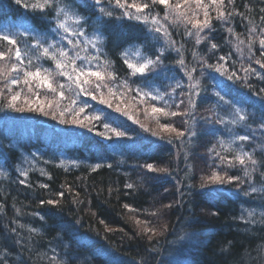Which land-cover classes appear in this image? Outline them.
<instances>
[{
	"label": "trees",
	"instance_id": "obj_1",
	"mask_svg": "<svg viewBox=\"0 0 264 264\" xmlns=\"http://www.w3.org/2000/svg\"><path fill=\"white\" fill-rule=\"evenodd\" d=\"M128 2L131 4L132 0ZM225 3L228 11L235 9L242 14L235 15L232 23L244 41L241 51L236 50L235 37L229 36L226 26L220 23L214 24L211 33L212 42L219 45L214 53L208 51L206 42L195 45L194 38L181 35L183 23L172 33V38L184 45L187 69H197L193 76L199 79L201 94L193 97L196 101L193 108L188 104L187 93L189 84L195 81H189L184 69L176 63L180 58L176 52L166 53L163 68L155 70L158 74H133L123 63L125 58L134 64L141 62V56H154L161 46L140 22L124 18L108 23L103 56L98 62L92 58L96 55L94 50L90 47L85 50L83 43L73 50L67 40L52 32L55 25L39 14L17 5L15 0H0V27L19 26L21 21H27L35 28V39L47 41L45 46L58 41V47H64L70 56L75 57L78 52L81 58L89 57L83 61L77 59L76 66L87 68L91 64L93 71L102 73L101 79L81 77L89 81L83 85L91 93L86 95L59 74L55 61L34 50V39L17 33L19 47L28 52L21 71H7L15 62L14 55L11 60H0V69L6 73L0 75V171L4 173L0 175V261L7 260V264H264V193L246 197L236 189L235 183L199 187L201 178L211 174L213 165L221 174L227 171L229 175L244 179L238 165L228 167L226 161L222 163L210 149L215 145L216 152L232 158L235 152L225 151L218 141L221 137L228 141L234 134L249 135L248 126L256 130L255 140L244 142V151L256 149L254 159L258 164L253 186L260 188L264 184L261 176L264 167L260 164L264 154L257 147L264 144V133L258 130L264 117V104L255 94L264 88V68L256 63L257 59L264 62L261 56L264 49L259 46L260 29L264 28L260 20L264 16L261 12L264 0H234V4H227L225 0ZM163 8V5H155L152 11L159 13L161 24L167 26L171 18L168 22L162 19ZM182 10L191 16L196 10L194 0H189L186 8L182 4ZM80 11L92 14L95 19L92 6L80 7ZM211 15L215 17L216 13L212 11ZM199 17L203 18L202 11ZM69 24L72 25L71 20ZM251 28L256 31L250 52L248 29ZM68 38L83 39L70 34ZM8 47L6 42L0 41V51H7ZM193 49L197 52L195 58ZM201 56L209 64H220L228 74L235 72L243 79L230 81L220 72L206 67L201 76ZM221 56L226 60L220 61ZM63 62L65 70L70 71L71 62L67 59ZM249 66L260 75L246 73ZM37 67L42 69V75L51 74L50 82L57 88L55 93L40 87L36 80L30 85L23 82V70L35 71ZM43 69H48L49 73H44ZM11 77L19 79L20 83L11 84ZM177 83L180 88L176 87ZM217 85L220 87L216 90L247 109L248 126H232L233 132L229 133L222 125L207 123L208 119L215 121L217 114L223 116L228 112L226 106H216L218 98L214 88ZM61 90L63 97L59 95ZM16 92L20 93L17 107L24 108L22 112L7 107L8 99ZM143 92H151L153 96L157 92L167 94L168 110L178 113L159 116L160 124L170 123L184 130L194 123L197 136L178 140L173 134L172 143L168 142V133H163L165 139L154 136L152 133L159 131V125L152 105H166L159 99L144 97ZM26 100L32 108L44 105L49 114L29 111ZM73 100L75 104L71 103ZM180 100L184 103L177 107ZM117 106L123 112H117ZM72 108L77 111L84 108L78 119L85 116L100 119L85 121L87 126L61 123L59 113L65 112L63 119L70 121ZM186 111L188 114H180ZM125 112L127 115L123 114ZM106 116L109 118L105 119ZM104 123L120 127L128 135L117 138L105 130ZM210 127L215 128L214 134L209 131ZM101 132H106V136L99 135ZM147 163L166 168L168 172H149L143 167ZM96 164L101 167L93 170ZM23 171L28 172L27 177L21 175ZM20 180L25 183L21 184ZM44 184L48 187H41ZM127 184L134 187L128 189ZM242 187L247 190L246 185ZM60 192L64 193L63 197L57 196ZM50 199H59V207L40 203ZM125 204L130 208H125ZM168 204L172 205L170 209L162 208ZM247 211L254 213L252 219L256 223L246 224L239 219L241 215L248 219ZM137 220L148 221L147 227L157 229L167 223L170 229L175 228V233L153 236L150 241V234L141 232L145 225L137 224ZM12 228L17 231L13 233ZM33 228L37 231H31ZM184 234H187L185 239L178 241L177 237ZM54 256L55 261L52 260Z\"/></svg>",
	"mask_w": 264,
	"mask_h": 264
},
{
	"label": "snow or ice",
	"instance_id": "obj_2",
	"mask_svg": "<svg viewBox=\"0 0 264 264\" xmlns=\"http://www.w3.org/2000/svg\"><path fill=\"white\" fill-rule=\"evenodd\" d=\"M17 5H21L26 10H30L33 13L39 14L43 19L49 21L50 23L54 24L55 26L52 28V32L56 35H60L61 39L67 40L68 44L73 46V50L78 49L83 43L85 50L89 47L94 50L96 53L93 56V59H96L98 62L101 60L103 56V47L105 44V30L108 23L112 22L113 20H122L127 18L129 20H135L140 22L150 33L154 34L155 40L160 43V47L155 50V55L151 56H141L140 61L138 63H131L127 58L123 60V63L127 65L129 69L133 70V74H140L144 76L147 73L151 74H158L155 72L156 69H162L164 66V60L166 58V53L176 52L177 55L180 57L179 60L176 62L181 69H184L185 75L188 77L189 81H195L194 83L189 84V92L187 93L188 104L191 107H195L196 101L193 97H198L201 94L200 86H199V79L193 76V73L197 71L195 67L191 68L190 70L187 69L185 65L184 59V45L181 42L176 41L172 38L173 31H178V25L180 23L184 24V32L181 35H186L188 37L194 38L195 45H201L202 42H206L208 44V51L215 52L219 48V45L215 42H212V35L211 33L214 31V24L220 23L226 26V32L229 36H234L236 39V50L241 51L240 45L244 43L243 40L240 39V34L236 33L234 27L232 26L233 19L235 15H242L237 10L233 9L232 11L227 10V6L225 0H194L196 5V10H193V14L189 16L186 10H182V4L186 8L189 0H176L175 3H172V0H149V2L145 3H137L136 0H132V3L129 4L128 0H78L79 7L77 6V0H35V2H26V0H15ZM227 4H234V0H227ZM155 5H163V12L164 15L162 19L165 22H168L171 18L170 23L165 26V24H161V17L159 13L153 14V6ZM92 6L94 9L95 19H93L92 14H86L80 11V7H87ZM202 11L203 18L199 17V13ZM214 11L216 13L215 17L211 15V12ZM261 12H264V9H261ZM247 19V17H244ZM72 21V25L69 24V21ZM262 23H264V16L260 17ZM16 27L17 34L23 35L25 37H29L35 40V51H39L43 56L48 57L52 61L56 62V68L60 70V75L67 77L69 81H72L74 84L77 85L80 92H84L86 95H90L91 93L83 87V85L88 84L87 79H81V77H89L95 76L98 79L102 78V73L100 71H93L91 64L87 68L82 66H76V60L80 59L81 61L89 59V57H79L78 52L76 53L75 57L69 55V51L66 50L64 47H58L59 42L53 41L52 43L45 46L47 41L41 42L39 39H35L34 33L35 28L32 24L27 21H21L20 25L17 27L15 25H5L0 28V41L6 42L9 47L7 51H0V60H11L12 56L15 57V62L11 64V68L7 71L10 72H17L21 71V67L24 64V57L28 55L27 51H22L19 47V41L16 39L15 35L11 33V28ZM91 29V32L88 30ZM171 29V31H170ZM255 28L248 29L249 33V40H248V48L251 52L253 43L255 42V37L253 33H255ZM63 33V35H62ZM72 37H80L83 38L82 41L77 39L73 41L72 39L68 38V35ZM259 46L260 49H264V28L260 29V36H259ZM193 57L197 56V52L193 49L192 52ZM126 56V54H125ZM261 56L264 57V51H261ZM39 58V57H37ZM64 59H67L71 62L73 67L70 71L65 70L66 65L63 62ZM220 61H225L226 57L221 56L219 57ZM108 62L105 61V64ZM257 64H260L261 68H264V62L260 59L256 60ZM28 64H31V60L28 61ZM214 69L216 72H220L222 75H225L228 80H238L243 78H238L235 72L228 74L223 70L222 65H212L207 62L205 57H200V74L201 76L204 75V69ZM44 73H49L48 69H43ZM245 72H253L255 73L254 69H251L249 66L248 69H245ZM5 71L0 69V75H5ZM75 74V75H73ZM256 75H260L259 73H255ZM11 84H19L20 80L16 77H11ZM264 79V77H262ZM33 80L38 81L40 87H46L50 89L53 93L57 91V88L53 86L51 81V74L42 75V69L37 67L35 71L27 70L26 68L23 70V82L26 85H30ZM100 85L97 84V87ZM7 87V85H6ZM177 88H180L181 85L177 83ZM220 86L217 85L214 88V95L218 98V104L216 106H226L228 112L226 115H219L217 114V118L215 121L211 119L207 120L209 125L213 123L219 124L224 126L229 133L233 132V127L236 125H243L248 126L247 121L250 118V114L248 113L247 109L239 104L238 101L226 98V94H223L222 91L216 90ZM249 87H251L249 85ZM60 88L63 89V85H60ZM141 90L138 88L137 92ZM175 91V89L173 90ZM261 93H264V88H261L259 92L255 93L258 97L261 98L262 104H264V96H261ZM2 94V93H0ZM59 95L61 97L64 96V92L61 90ZM142 95L144 97L151 98L152 100H161L164 102L166 107H156L155 104L152 105V113L157 114V124L159 125V131H153V135L159 137L160 139H165L163 133L169 134L168 142L172 143V135L174 134L175 138L178 140H182L185 136L189 139L197 136V132L194 130V123L189 125L188 127L184 128V130H179L174 127L170 123H159V116H176L178 115L177 112L169 111L167 105V100H165V95L167 94H160L157 92L155 96L152 95L151 92H143ZM181 95H184L182 92ZM20 98V93L16 92L15 94L11 95V97L7 101V107L12 108L16 111H24V108L17 107V101ZM107 103V101H104ZM28 105L29 111H39L44 115H48V112H45L44 105H40L37 108H32L31 103L29 101H25ZM72 104H75L76 101H71ZM184 103V100H180L179 103L176 105L179 107ZM51 105H49L50 107ZM109 107H112L109 104ZM117 112H123V110L117 106L115 109ZM84 111V108H80L78 111L75 108L71 109L69 114L73 115V119L65 120L63 119L65 112H60L59 116L61 118V123H72V124H79L81 126H87L85 121L97 120L99 121V117L97 116H85L84 119H78L80 113ZM127 115V113H123ZM181 115L188 114L187 111L185 113H180ZM53 117H56V113H52ZM109 117H105L108 119ZM131 118V117H129ZM195 116H192L193 122H195ZM204 119V118H201ZM139 123V121H137ZM103 127L105 130L110 131L114 134L117 138H123L128 135V132L125 130H121L120 127H112L109 123H104ZM146 131L149 129L146 126L141 125ZM250 129L251 134L249 135H232L231 139L226 141L223 137H221L218 141L221 148L225 151H233L235 155L232 158H228L226 156H222L220 152H216L214 145L210 151L215 153L217 159H219L222 163L226 161L228 167H235L239 166L243 171L244 179L240 176H232L229 175L227 171L218 172L215 170V165H213V170L211 174L207 177L201 178V184L199 187L204 189L205 187H211L215 184H233L235 183L236 189L246 197H250L257 192L264 193V184L261 185L260 188H257L254 185L255 181L253 180V174L257 171V159H254L256 155V149L253 148L251 152L244 151V142H249L255 140V131ZM261 133H264V117H262V122L259 124V129ZM209 131L213 134L215 133V128H209ZM101 136H106V132L99 133ZM261 149V153L264 154V144L257 145ZM187 159V156H185ZM75 163V162H73ZM261 167H264V161L260 162ZM251 166V170H250ZM101 167L100 164H96L95 168ZM111 167V165H108ZM145 169L149 172H168L166 168H156L154 167L153 163H147L143 165ZM4 173L0 171V175ZM44 174V173H42ZM22 176L27 177L28 172L23 171L21 172ZM261 176L264 177V172H261ZM21 184L25 183V180H20ZM242 185L247 186V190L242 187ZM41 187L47 188L48 185L44 184ZM126 188L131 189L134 187L133 184L125 185ZM71 191V189H69ZM183 195V193H182ZM57 196L63 197L64 193L60 192L57 193ZM40 203L42 205H52L55 207H59L60 200L59 199H50V200H41ZM125 208H130L129 205L125 204ZM172 207L171 204L163 205L162 208L170 209ZM245 210L242 209V213ZM216 214V213H213ZM36 215H39L37 213ZM155 215V213H153ZM264 215V214H262ZM254 213L251 211H247V218L245 219L244 215H241L239 218L240 220L244 221V223H256L252 217ZM43 220L44 217L41 216ZM103 223V221H101ZM143 223L145 227L141 228L142 233H148V239L151 241L153 236H164L168 232L175 233V228H171L170 226L165 223L160 225L157 229L156 227H147L148 221L141 222L137 220V224ZM11 231L15 233L17 231L16 228H12ZM31 231L35 232L36 229H31ZM187 234L181 235L177 237V240L185 239ZM231 244V242H229ZM154 251V250H153ZM52 260H56V257H52ZM0 264H7V260L0 261ZM62 264V262H60Z\"/></svg>",
	"mask_w": 264,
	"mask_h": 264
},
{
	"label": "rangeland",
	"instance_id": "obj_3",
	"mask_svg": "<svg viewBox=\"0 0 264 264\" xmlns=\"http://www.w3.org/2000/svg\"><path fill=\"white\" fill-rule=\"evenodd\" d=\"M3 26H1L0 28H2ZM18 27V26H17ZM11 33L13 34V35H16V33H17V31H16V27H13V28H11Z\"/></svg>",
	"mask_w": 264,
	"mask_h": 264
}]
</instances>
